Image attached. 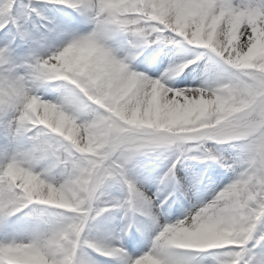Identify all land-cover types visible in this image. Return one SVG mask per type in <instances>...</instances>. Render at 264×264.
I'll return each mask as SVG.
<instances>
[{
  "label": "snow or ice",
  "instance_id": "snow-or-ice-1",
  "mask_svg": "<svg viewBox=\"0 0 264 264\" xmlns=\"http://www.w3.org/2000/svg\"><path fill=\"white\" fill-rule=\"evenodd\" d=\"M47 5L71 8L91 25V29L83 33L69 32L44 14ZM138 7L141 14L132 18L139 20L140 25L133 26L128 23V17L120 15L119 10L106 14L100 0H72L70 4L61 0H0V127L5 137L15 145L10 153L5 150L3 158H0V233L3 234L0 239V264H8L9 260L44 261L45 264H99L87 254L88 250L115 260L116 264H139L145 254H150L157 264H264V214H261L264 196L259 188L250 197V206L257 210L255 214L259 220L253 221L254 228L250 229L251 236L246 242L175 248L171 240L164 241L161 234L168 228L165 223L161 224L155 211L162 209L174 192H169L163 201H159L158 194H146L126 175V166L141 153L142 142L155 140L163 134L136 133L135 129L125 124L121 131L135 134L122 137V146L113 145L105 151H96L82 148L74 139H66L29 122L28 111L35 103L33 97L45 100L38 92L50 83L60 85L59 102L72 116L80 118L77 123L88 126L92 121L112 118L110 110L119 105L121 97L113 94L111 100L102 99L97 89L102 88L103 84L90 83L92 74L111 65L131 64L146 45L185 47L187 41L182 36L159 22L170 12L178 22L185 24L197 21L210 23L213 16L219 17L221 14L246 17L257 32L260 29L256 28L255 22L264 16V0H145V4ZM152 7L159 9V15L157 19L148 20L143 13ZM37 20L45 32H40ZM145 28L151 32V36L146 34ZM121 34L129 37V47L124 55L118 56L108 42ZM246 39L249 47L258 49V35ZM58 40L62 42L55 46ZM203 43L208 45L203 49L211 53L206 72H214L215 76L205 79L198 87L174 89L167 97L159 93L141 95L131 118L133 124L143 126L161 119L170 123L186 122L191 118L192 108L199 103V97L190 95V92H207L209 95L219 92L227 70L222 56H227V53H221L212 43L211 35ZM201 55H197L196 59ZM260 59L257 51L253 57L257 67ZM189 61L195 62L194 59L185 58V62L174 63L158 79L167 85L174 75L188 67ZM57 62H60L59 67L64 68L63 72L53 71ZM254 75L258 76V73ZM259 87L257 83L254 92ZM187 138L198 142L196 149L203 153L195 159H217L213 152L204 151V138L199 135ZM187 151H192V148L189 147ZM179 155L191 158L186 153ZM177 163L179 158L160 178L162 184L175 181L179 185L176 180ZM41 164L44 166L38 171L37 167ZM20 165L35 174L41 188L57 185L74 198L75 187L90 181L87 212L57 209L62 211L52 214L47 211L49 205L24 200V194L6 178L12 169ZM56 169L62 170V180L56 179ZM108 181L125 184L128 195L123 200L103 202L104 206H101V189ZM22 205L32 207L33 211L39 210L36 215L28 213L30 230L24 238L17 239L21 229L12 217L23 212ZM110 208L124 210L126 216L129 211L136 213L159 229L149 250L133 257L122 245L96 239L90 234V223ZM59 216L74 217L77 223L70 227L63 226ZM185 217H188L187 221ZM190 219L191 214L187 211L181 219L167 225L181 227ZM133 225L134 221L127 220L121 233L127 234ZM24 245L28 246L26 251L14 254ZM185 250L210 251V256L198 259L196 255L185 254Z\"/></svg>",
  "mask_w": 264,
  "mask_h": 264
},
{
  "label": "clouds",
  "instance_id": "clouds-1",
  "mask_svg": "<svg viewBox=\"0 0 264 264\" xmlns=\"http://www.w3.org/2000/svg\"><path fill=\"white\" fill-rule=\"evenodd\" d=\"M61 2L70 4L72 0ZM100 3L106 9V14L119 10L120 15L129 18L130 25H140V21L132 17L141 14L138 6H143L145 0H100ZM143 15L148 20L157 19L159 9L152 7ZM159 22L175 30L177 35L187 41V46L205 48L208 45L203 41L211 35L212 43L221 53H227V56H222L227 70L219 92L211 95L207 92L189 93L199 97V103L192 108L190 120L170 123L161 119L143 126L133 124L131 118L135 114L137 100L141 95L159 93L167 97L174 88L161 83L158 77H150L146 72L138 71L131 64L124 63L98 70L89 80L92 84H103L102 88L97 89L102 99L111 100L113 94L121 97L119 105L110 110L112 118L92 121L88 126H84L77 123L79 117L72 116L65 110L59 102L60 96L45 100L33 97L35 103L28 111L29 122L41 125L43 129L66 139H74L82 148L96 151H105L113 145L122 146V137L135 134L121 131L123 125L127 124L135 129L136 133L163 134L155 140L142 142L141 153L147 154L157 149L172 150L178 154L186 153L194 160L203 153L187 151L189 142H196L187 137L199 135L204 138V151L213 152L217 157L213 162L233 172L234 176L202 205L194 204L188 210L191 214L189 223L181 227L165 223L168 230L161 235L164 241L171 240L175 248L246 242L251 236L250 229L254 228L253 221L259 220V216L255 214L257 210L250 206V197L258 188L264 196V16L255 22L259 32L246 17L227 14L213 16L210 23L197 21L185 24L178 22L170 12ZM144 31L151 36L147 28ZM257 35L260 37L258 49L249 47L246 38ZM257 51L261 57L259 67L253 62ZM59 63L53 66L54 72L64 71V68L59 67ZM181 73L174 75L171 80ZM254 73H258V76ZM257 83L260 85L259 90L254 92ZM224 145L228 146L231 154L225 155ZM6 178L24 194L23 199L26 201L47 204L52 209H65L69 212L88 210L87 194L90 181L75 187L74 198L57 185L41 188L35 174L30 173L23 165L12 169ZM189 191L184 189L182 194L187 197ZM22 207L27 208L26 205ZM37 211L31 212L36 215ZM156 214L159 216L158 212ZM261 214H264V210ZM58 219L66 227L77 223L74 217L59 216ZM185 220L187 221L188 217H185ZM27 248L28 246L24 245L14 254L18 255ZM8 264L45 262L9 260ZM139 264H157V260L150 254H145Z\"/></svg>",
  "mask_w": 264,
  "mask_h": 264
},
{
  "label": "rangeland",
  "instance_id": "rangeland-1",
  "mask_svg": "<svg viewBox=\"0 0 264 264\" xmlns=\"http://www.w3.org/2000/svg\"><path fill=\"white\" fill-rule=\"evenodd\" d=\"M66 8H61L59 6L55 5H47L44 8V14L52 19L58 17L59 14V19L57 21H54L55 23H58L62 28L68 30L69 32H87L88 30V25L86 23H81V21L84 20H78V15L76 12H73L70 15H66L67 10ZM68 16V17H67ZM64 17V19H63ZM37 25L40 28V32L43 33L45 32V28L41 25L40 21H36ZM63 39H67V37H64ZM128 39L129 37L121 34L116 36L114 39L110 40L108 43L109 45L116 51L118 56L124 55L127 50H128ZM62 41H56L55 46H58ZM171 45H146L144 46L141 50L140 53L136 56L135 59L132 60L131 66L135 68L138 71H144L146 74L149 72V68L151 67V60L155 56L156 53H160L161 56L162 54L165 55L168 52L164 51L163 49L165 47H168ZM174 49L176 52H179L175 54L173 57L169 56V58H165L164 64L161 65V69L164 71L166 70L170 65L174 63H182L185 62V58L187 59H194V63H190L187 68L183 70L184 75L183 77H186L187 79H190L194 74H196L200 68H203V66H207L208 63V56L211 55L209 50L203 49V48H198L195 46H185L183 48L173 45ZM182 52V54H180ZM174 54V53H173ZM203 54L200 56L199 59H196L197 55ZM205 59V62H201L202 60ZM159 67V69H160ZM151 74V73H150ZM151 76V75H150ZM215 76V73H214ZM213 76V77H214ZM203 80L210 78L209 75L203 76ZM60 88V85L58 83H50L45 85L44 87L39 89L38 94L42 95L44 99H55L57 96L61 95V91L58 90ZM93 107H96L93 105ZM6 138L3 132V128L0 127V144L2 143L3 139ZM5 140V139H4ZM198 142H189L188 147L192 148L193 152H196V144ZM14 148V147H13ZM223 148L225 149V155L231 154V150L228 149L227 145H224ZM12 151V149H11ZM10 151V152H11ZM179 158V163L176 165V178L177 180L180 179L181 175H184L189 169L193 163L192 162H197L200 163V170L203 168L205 165H207L210 162L213 161H203L195 159H187L184 158L183 156H180L178 153H175L172 150H163V149H157L153 152L143 154L140 153L136 155L135 157L132 158V160L128 163L126 166V175L129 180L132 182L134 181L135 184H141L146 187L145 190L148 192L150 191L151 194L148 195H154L158 194L159 195V201H163L167 195H164V192L160 193L157 190L156 186V181L158 179V176L161 174H164L168 167L171 166L172 163L176 162L177 159ZM43 164L39 165L37 167V170H41L43 168ZM191 168L195 169L194 176L192 177L191 182L188 184V189L190 190L188 192V195L192 198H194L195 202L197 205H202L204 202H206L208 199L211 198V196L215 193V191H218L220 188H222L225 184H227L234 176V173L231 172L230 176L223 181V183L219 181L217 175L215 174V177L212 180L209 179L208 186L202 185L200 188V182H201V176H200V170H198V166H191ZM187 169V170H185ZM185 170V171H184ZM226 170V169H225ZM61 169H56L55 170V176L57 180H62L63 176L60 175ZM163 172V173H162ZM198 172V173H197ZM229 172V170L227 171ZM159 174V175H157ZM153 185V186H152ZM127 189V186L125 184H122L117 181H108L106 184L102 187L101 189V195H100V201H101V206H104L103 202H110L113 200H121L123 197V194L125 193ZM152 189V190H151ZM144 190V189H143ZM157 201V203H159ZM195 204V203H194ZM167 203L163 205L162 209L155 210L156 213H159V217L161 218L163 215V212L168 213L166 209ZM39 210V209H37ZM26 213H30L32 211V207L26 208L23 210ZM47 211L52 214H56L62 210H57V209H52V208H47ZM114 211L116 209L110 208L107 214L115 215ZM163 211V212H162ZM185 214V213H184ZM182 214V216L184 215ZM181 219V218H172L171 221L174 223L176 220ZM98 224V221L97 223ZM31 223L29 224V227L26 229L25 228V233L24 235H20L25 237L29 230H30ZM102 230V235H105L107 233L103 228ZM157 234H150L148 238L146 239V243L143 245V247H139V255H141L143 252L149 250L151 248L152 242ZM21 239V238H20ZM120 241L123 242V239H120ZM196 253L194 251H188L185 250V254H190V255H196L198 259L204 258V257H209L210 256V251H199L196 250ZM201 253V254H199Z\"/></svg>",
  "mask_w": 264,
  "mask_h": 264
},
{
  "label": "bare ground",
  "instance_id": "bare-ground-1",
  "mask_svg": "<svg viewBox=\"0 0 264 264\" xmlns=\"http://www.w3.org/2000/svg\"><path fill=\"white\" fill-rule=\"evenodd\" d=\"M78 15V20H84L83 17L79 16V14L77 13ZM81 23H85L84 21H81ZM87 24V23H86ZM88 25V30L91 29V25L90 24H87ZM166 52H168L167 54L164 55V60L165 58H169V56L173 57L175 54H177L178 52H176V50L174 49L173 45L170 46V48H168L166 50ZM174 53V54H173ZM161 61H162V58L159 57V58H153L152 61H151V67H150V70H149V73H151V76L150 77H159L163 71L161 69ZM205 62V59L202 60L201 62ZM160 67V69H159ZM205 75H209L210 78H213L214 76V72L213 73H208L206 72V67L203 66V68H200L199 71L192 75V77L190 79H187L186 77H179L177 79H174V80H170L168 81L167 83V86H170V87H173L174 89H183V88H188V87H198L203 81V76ZM14 144L10 143V140H7L4 144V146L2 148H0V158H3V155L5 153V150H7L8 152H10L12 146ZM195 169L191 168L184 174L180 177L179 179V185H176L175 184H171V188H173L171 191L174 192V194L171 196L170 198V201H171V206L172 208L175 210V214L174 216H180L181 212L184 211L186 208H190V207H193V201L192 199H189L188 198V195L187 197L185 195H183V191L184 189H187L188 187V184L191 182L192 180V177L194 176V171ZM228 170H225L223 168H221L218 164H214V165H209L208 169H207V175H205V180H206V177H208V173H212V177L214 178L215 177V174L217 175L218 179L220 181H224L228 175L230 176L231 172H227ZM142 191H144L146 194H150V191L148 192L147 190H143L142 187L140 184H136ZM182 189L183 191L181 190H177V189ZM196 203V202H195ZM136 218L138 219V221H142V235H141V239L140 238H136V243L134 242V240L132 241V246H138L140 245L142 242H138L140 240L143 241L145 235H147L148 233L150 232H153L155 231L156 229H158L157 227L155 226H151L150 222L144 218V217H141L139 216L138 214H136ZM180 218V217H179ZM14 221H17L19 226H20V229L21 231L17 234V239H22L24 238L23 236H20V235H24L25 233V228L27 229L29 227V224L31 223V221L29 220L28 218V213L26 212H21L19 213L14 219H12ZM126 221H122V223L118 224L117 221L114 220V217L113 216H104L103 217V222L101 224V226L105 225V230L108 232V237L107 236H102V232L100 231L101 229H98L97 233L95 232L94 235L91 234L94 238L96 239H100V240H106L108 241L109 243H113V244H116L117 246H121L118 242H115L114 240V234H122L121 233V228L123 227L124 223ZM89 232H90V226H89ZM136 235V233L134 234V236ZM107 237V238H105ZM3 238V234L0 233V239ZM138 242V243H137ZM96 254V253H95ZM96 257H98V262L99 264H116V261L115 260H112V259H109L107 257H104V256H99L96 254Z\"/></svg>",
  "mask_w": 264,
  "mask_h": 264
}]
</instances>
